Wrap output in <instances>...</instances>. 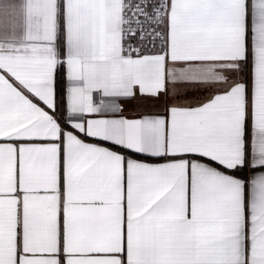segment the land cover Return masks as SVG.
Returning <instances> with one entry per match:
<instances>
[{
	"label": "snow or ice",
	"instance_id": "obj_1",
	"mask_svg": "<svg viewBox=\"0 0 264 264\" xmlns=\"http://www.w3.org/2000/svg\"><path fill=\"white\" fill-rule=\"evenodd\" d=\"M0 264H264V0H0Z\"/></svg>",
	"mask_w": 264,
	"mask_h": 264
}]
</instances>
